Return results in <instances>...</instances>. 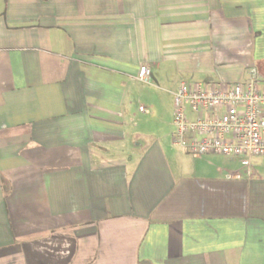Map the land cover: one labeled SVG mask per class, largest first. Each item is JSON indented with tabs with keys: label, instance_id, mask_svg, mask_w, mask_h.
Returning a JSON list of instances; mask_svg holds the SVG:
<instances>
[{
	"label": "crops",
	"instance_id": "obj_1",
	"mask_svg": "<svg viewBox=\"0 0 264 264\" xmlns=\"http://www.w3.org/2000/svg\"><path fill=\"white\" fill-rule=\"evenodd\" d=\"M252 70L264 0H0V264H264V156H192L133 108Z\"/></svg>",
	"mask_w": 264,
	"mask_h": 264
},
{
	"label": "built area",
	"instance_id": "obj_2",
	"mask_svg": "<svg viewBox=\"0 0 264 264\" xmlns=\"http://www.w3.org/2000/svg\"><path fill=\"white\" fill-rule=\"evenodd\" d=\"M149 76L148 67L141 66L138 79ZM173 104L174 146L192 156L239 158L247 171L251 158L264 156V90L256 71L243 82H182Z\"/></svg>",
	"mask_w": 264,
	"mask_h": 264
},
{
	"label": "rangeland",
	"instance_id": "obj_3",
	"mask_svg": "<svg viewBox=\"0 0 264 264\" xmlns=\"http://www.w3.org/2000/svg\"><path fill=\"white\" fill-rule=\"evenodd\" d=\"M177 84L175 82H165L162 86L154 88L148 87L144 83H137L134 111L136 113V121L139 124V128H149L154 126L165 127L169 134L171 131L172 118H173V96ZM139 106L144 109V113H139ZM152 114L145 121L142 117L146 114Z\"/></svg>",
	"mask_w": 264,
	"mask_h": 264
}]
</instances>
